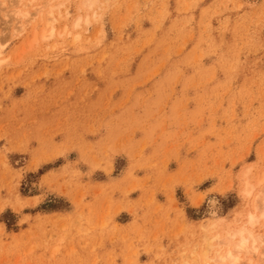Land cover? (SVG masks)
<instances>
[{
	"label": "rangeland",
	"instance_id": "obj_1",
	"mask_svg": "<svg viewBox=\"0 0 264 264\" xmlns=\"http://www.w3.org/2000/svg\"><path fill=\"white\" fill-rule=\"evenodd\" d=\"M47 1L0 0V264H264V0Z\"/></svg>",
	"mask_w": 264,
	"mask_h": 264
},
{
	"label": "bare ground",
	"instance_id": "obj_2",
	"mask_svg": "<svg viewBox=\"0 0 264 264\" xmlns=\"http://www.w3.org/2000/svg\"><path fill=\"white\" fill-rule=\"evenodd\" d=\"M33 1L34 0H19V2L23 5L24 4V2H26L27 4L29 3V4H33ZM52 1V0H51ZM51 1L49 0V1H47V3H46V6H48L49 8H50V12H49V15H53L54 13H53V9H54V6H52V3H51ZM97 1L98 0H84V4H85V6L87 7V8H89V9H91L93 6H94V4H96L97 3ZM27 7V6H26ZM42 10H43V8H39V9H37L36 10V13L34 14V15H38V14H41V12H42ZM23 12V11H22ZM28 16L29 14H28V12L27 13H25L24 14V16ZM25 16V17H26ZM55 17V16H54ZM56 18V17H55ZM46 21H48V20H46ZM50 21V20H49ZM52 22V21H51ZM24 23V22H23ZM46 24H48V22L46 23ZM49 25V24H48ZM80 25V23L79 22H77L76 24H75V26L77 27V26H79ZM23 27V26H22ZM2 50H3V46H0V56L2 55ZM248 189V188H247ZM246 190V189H245ZM244 190V191H245ZM248 195H251V191H250V189L249 190H246L245 191ZM262 196H264V194L262 195ZM213 205H214V202L212 203ZM259 210H262L261 211V216H264V200H263V204H261V206H259V207H257ZM261 216L260 217H258L257 215H256V211L254 212V213H249V215H248V224H249V226H251V227H253L254 225H256L259 221H260V219H261ZM243 228V227H242ZM250 231V230H249ZM227 236H228V238L229 239H231L232 241L233 240H236V241H238V244H237V251H238V253H245V252H247L248 251V249H249V240H252V242L253 243H255L256 242V240H255V238L253 237V235H252V233L251 232H247V230L245 229V230H239V231H236V232H233V233H228L227 234ZM208 247H210V245L208 246ZM207 254H208V252H206V254H205V257H207ZM221 260H223V261H227V262H229L230 264H236V262H237V260H238V257H237V255H234V252L233 251H230L229 253H227V255L225 256V258H221Z\"/></svg>",
	"mask_w": 264,
	"mask_h": 264
}]
</instances>
